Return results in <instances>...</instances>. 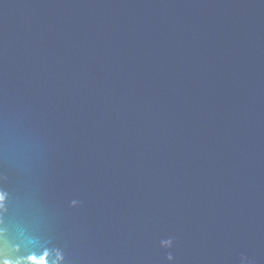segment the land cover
Masks as SVG:
<instances>
[{
	"label": "water",
	"instance_id": "obj_1",
	"mask_svg": "<svg viewBox=\"0 0 264 264\" xmlns=\"http://www.w3.org/2000/svg\"><path fill=\"white\" fill-rule=\"evenodd\" d=\"M0 264H264V0H0Z\"/></svg>",
	"mask_w": 264,
	"mask_h": 264
}]
</instances>
